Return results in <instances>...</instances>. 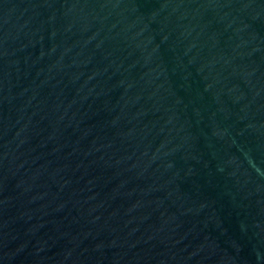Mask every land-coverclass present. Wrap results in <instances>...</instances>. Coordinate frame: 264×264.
Instances as JSON below:
<instances>
[{"label": "water", "instance_id": "1", "mask_svg": "<svg viewBox=\"0 0 264 264\" xmlns=\"http://www.w3.org/2000/svg\"><path fill=\"white\" fill-rule=\"evenodd\" d=\"M0 264H264V0H0Z\"/></svg>", "mask_w": 264, "mask_h": 264}]
</instances>
